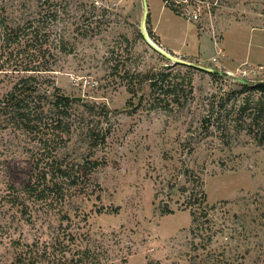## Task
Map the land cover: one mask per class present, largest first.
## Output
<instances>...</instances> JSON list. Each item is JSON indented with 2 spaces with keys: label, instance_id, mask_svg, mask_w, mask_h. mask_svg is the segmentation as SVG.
Here are the masks:
<instances>
[{
  "label": "rangeland",
  "instance_id": "obj_1",
  "mask_svg": "<svg viewBox=\"0 0 264 264\" xmlns=\"http://www.w3.org/2000/svg\"><path fill=\"white\" fill-rule=\"evenodd\" d=\"M145 2L0 0V264H264L261 124L251 134L221 118L244 99L255 107L260 93L237 79L264 84V0ZM157 26L175 46L186 32L183 49L161 47ZM38 65L49 69L37 73L45 105L52 87L78 101L80 128L63 143L48 123L33 133L9 124L3 108ZM158 73L169 75L151 90ZM85 157L103 162L93 194L83 179L54 192V164L78 175ZM189 174L202 207L177 190Z\"/></svg>",
  "mask_w": 264,
  "mask_h": 264
},
{
  "label": "trees",
  "instance_id": "obj_2",
  "mask_svg": "<svg viewBox=\"0 0 264 264\" xmlns=\"http://www.w3.org/2000/svg\"><path fill=\"white\" fill-rule=\"evenodd\" d=\"M174 10V9H172ZM176 12V11H174ZM10 31L8 33L9 36H13ZM15 33V32H14ZM10 40L12 37L9 38ZM27 69H23V75L18 76L17 81L12 85L11 90L8 93L7 99L5 101L4 110L5 114L9 116V124H13L18 126L19 129H22L26 132L33 133L38 130V128L45 123L51 127V132L56 133L57 139H59L62 143L61 136H67V139L70 138L72 133V126H75V129L80 128L75 124V116L73 112V105L78 102L75 99H70L69 97L61 94L60 90L57 87H52V91L47 95V98H50L48 101V105H45L43 101V97H46V91L42 88L43 81L38 79V74L41 71H49L48 67L45 65H38L36 67ZM31 72V73H29ZM29 73V74H28ZM169 75V73H158L153 75L150 78V87L151 90H155V87L158 83H161L163 77ZM212 77H218L216 74H211ZM187 84H190L188 82ZM241 88L248 89L252 88V90H256L259 92V97L255 103V107H251L249 100H242L241 103L238 104L236 109L233 111H225V113L221 116L224 120L231 119L235 125H242L248 127L249 133H251V127L253 125H257L259 127L261 124L260 137L264 140V84L256 83L253 86H249L248 84H239ZM165 95L172 94V102L180 104V98H184V102H186V95H178L175 90H166ZM44 102V103H41ZM77 104V103H76ZM47 106V107H46ZM223 105H220L219 108H222ZM221 109H218L220 111ZM214 111H210L209 115L206 118H203L202 123L208 126L210 122V118L212 117ZM219 115L217 117V120ZM248 120V122H247ZM225 121H223L224 123ZM222 123V124H223ZM219 124L216 121V126ZM205 125V127H207ZM86 132L85 136L88 140L93 141L97 137V131H95L94 125L86 124L84 126ZM208 128V127H207ZM219 127H216V129ZM83 130V128L81 129ZM222 131L224 128L221 129ZM252 134V133H251ZM104 136L101 138V142L104 141ZM97 142V141H96ZM56 148V147H55ZM54 148V149H55ZM53 172L55 173V181L52 186V190L56 193H62V181H67L71 186L78 185V181L83 179V194L92 195L94 189V183L90 181V177L94 172L101 166H103V162L99 160L91 159L90 157H85L78 165L79 174L76 175L71 169L66 166H62L61 164H54ZM62 178V179H60ZM188 183L190 187L186 185L180 186L177 190L181 193L188 192L185 197V207H202V205L206 202V196L204 191L202 190V184L198 176L189 174L188 179H186L185 183ZM171 188L173 186H170ZM169 187V189H170ZM190 188V189H189ZM158 193H155L154 197L156 198ZM163 207H168L167 205H163ZM162 214H170L172 210L170 209H162ZM193 220H195L197 213L192 211Z\"/></svg>",
  "mask_w": 264,
  "mask_h": 264
},
{
  "label": "crops",
  "instance_id": "obj_3",
  "mask_svg": "<svg viewBox=\"0 0 264 264\" xmlns=\"http://www.w3.org/2000/svg\"><path fill=\"white\" fill-rule=\"evenodd\" d=\"M158 31H159V29H158V26H157V28H156V36L158 37V42H159V44L161 45V43H163L166 47H164L163 45H161V47H163V48H165V49H167V50H171V51H180V50H182L183 49V46L186 44V42H187V39H186V32H184L183 33V37L181 38V39H179V41H178V43H179V45H172V44H170L169 43V40H167V38H165V37H163V36H161L159 33H158ZM212 49H213V52H212V54H211V57H210V59L212 60V58H214V57H212L213 55H214V48H213V46H212Z\"/></svg>",
  "mask_w": 264,
  "mask_h": 264
},
{
  "label": "water",
  "instance_id": "obj_4",
  "mask_svg": "<svg viewBox=\"0 0 264 264\" xmlns=\"http://www.w3.org/2000/svg\"><path fill=\"white\" fill-rule=\"evenodd\" d=\"M142 7L144 9V11L146 10L147 8V5H146V2L145 0H142ZM213 74H217V75H224V76H227L228 74L227 73H224V72H220V71H217V70H207ZM237 82L241 83V84H248V81H246L245 79H237ZM79 100V99H78Z\"/></svg>",
  "mask_w": 264,
  "mask_h": 264
},
{
  "label": "built area",
  "instance_id": "obj_5",
  "mask_svg": "<svg viewBox=\"0 0 264 264\" xmlns=\"http://www.w3.org/2000/svg\"><path fill=\"white\" fill-rule=\"evenodd\" d=\"M197 14H192V18L193 19H197ZM241 78H246L248 77L249 75H255V73L253 71H245V70H241L239 71V74H238Z\"/></svg>",
  "mask_w": 264,
  "mask_h": 264
}]
</instances>
